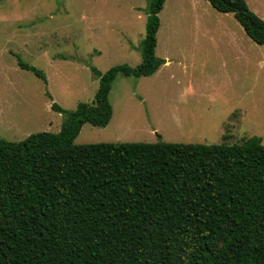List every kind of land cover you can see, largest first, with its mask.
<instances>
[{"label":"trees","instance_id":"obj_1","mask_svg":"<svg viewBox=\"0 0 264 264\" xmlns=\"http://www.w3.org/2000/svg\"><path fill=\"white\" fill-rule=\"evenodd\" d=\"M141 63L93 70L92 104L62 115L57 133L0 140V264H264V145H76L104 128L118 76L150 77L165 0H147ZM264 47V20L245 0H204ZM18 66L45 81L39 70ZM50 98V96H48Z\"/></svg>","mask_w":264,"mask_h":264},{"label":"rangeland","instance_id":"obj_2","mask_svg":"<svg viewBox=\"0 0 264 264\" xmlns=\"http://www.w3.org/2000/svg\"><path fill=\"white\" fill-rule=\"evenodd\" d=\"M264 20V0H245ZM147 0H0V140L57 133L62 115L92 104L93 70L141 63ZM150 77L118 76L104 128L84 124L76 145H264V47L232 14L204 0H165ZM29 65L45 81L18 66ZM50 96V98L48 97Z\"/></svg>","mask_w":264,"mask_h":264},{"label":"crops","instance_id":"obj_3","mask_svg":"<svg viewBox=\"0 0 264 264\" xmlns=\"http://www.w3.org/2000/svg\"><path fill=\"white\" fill-rule=\"evenodd\" d=\"M224 14H226V13H224ZM228 14H230V13H228Z\"/></svg>","mask_w":264,"mask_h":264}]
</instances>
